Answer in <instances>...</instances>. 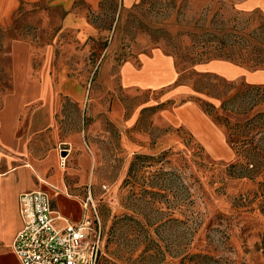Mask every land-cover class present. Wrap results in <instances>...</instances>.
<instances>
[{"label": "rangeland", "instance_id": "rangeland-1", "mask_svg": "<svg viewBox=\"0 0 264 264\" xmlns=\"http://www.w3.org/2000/svg\"><path fill=\"white\" fill-rule=\"evenodd\" d=\"M238 1L141 0L119 11L117 0H107L92 16L105 36L89 47L71 33L58 41L71 47L72 74L90 77L96 69L94 79L108 56L119 65L161 48L175 58L180 82L192 88L175 97H168L171 87L112 88L94 117L85 118L96 158L88 187L89 208L94 205L102 227L99 264H264V84L194 69L214 58L254 63V46L264 42V12L242 10ZM62 15L43 1L23 4L14 23L0 24V96L11 87L12 41L54 42ZM240 36L243 42L234 43ZM186 101L222 128L231 155L206 151L187 126L171 121ZM246 138L253 140L249 153L240 142Z\"/></svg>", "mask_w": 264, "mask_h": 264}, {"label": "crops", "instance_id": "crops-1", "mask_svg": "<svg viewBox=\"0 0 264 264\" xmlns=\"http://www.w3.org/2000/svg\"><path fill=\"white\" fill-rule=\"evenodd\" d=\"M43 1L63 11L60 30L52 43L37 45L31 37L12 41L11 87L0 96V264H22L13 250V240L22 227V193L46 191L58 213L73 223L91 214L86 201L92 195L88 186L96 158L87 140L85 118L94 117L112 88L141 91L171 87L168 97L192 92L188 84L180 82L175 58L161 48L138 52L119 65L108 56L101 62L96 79V69L90 77L72 74L67 54L71 47L60 46L58 41L71 33L77 44L89 47L91 39L105 36L92 16L106 6L107 0H0V24L14 23L23 4ZM140 1L117 0V9H130ZM237 6L264 12V0H239ZM194 69L228 81L264 84L263 68L250 69L228 59L199 62ZM95 80L100 83L95 98H91ZM90 101L93 105L88 110ZM73 113L79 116L76 123ZM170 118L187 126L206 151L217 157L232 154L222 128L198 103L178 105ZM65 144L70 151L66 166H62L60 147ZM57 224L64 226L66 221L58 220Z\"/></svg>", "mask_w": 264, "mask_h": 264}, {"label": "built area", "instance_id": "built-area-1", "mask_svg": "<svg viewBox=\"0 0 264 264\" xmlns=\"http://www.w3.org/2000/svg\"><path fill=\"white\" fill-rule=\"evenodd\" d=\"M60 163L66 166L70 151L60 147ZM88 196L86 208L91 199ZM93 214L81 221H67L54 208L50 195L41 189L20 196L22 227L13 240V250L22 264H99L102 250V227ZM58 220L66 221L64 226Z\"/></svg>", "mask_w": 264, "mask_h": 264}, {"label": "trees", "instance_id": "trees-1", "mask_svg": "<svg viewBox=\"0 0 264 264\" xmlns=\"http://www.w3.org/2000/svg\"><path fill=\"white\" fill-rule=\"evenodd\" d=\"M260 27H263L264 28V25H261ZM258 28V29H261V28ZM243 37L240 36L239 38L235 39L233 42L234 43H242ZM228 41H230V38L227 36V37H223L220 41H219V45L217 44V46H219L218 48L219 49H222L224 48L225 46H227L228 44ZM254 52H257V57L256 59H254V63L252 64V66L250 67L251 69H254V68H257V67H264V42L261 44V45H255L254 46ZM231 141H234L232 138H231V134L229 135ZM240 142H243L242 145H244V150L249 153V151H251V149L249 148V143L250 144H253V140H249L248 138L240 141ZM233 145L236 147V145L233 143ZM255 148L258 149V146L257 144L254 145V147H252L253 150H255ZM236 151L239 152V150H237V147H236Z\"/></svg>", "mask_w": 264, "mask_h": 264}]
</instances>
